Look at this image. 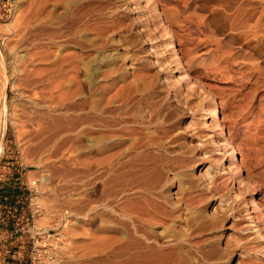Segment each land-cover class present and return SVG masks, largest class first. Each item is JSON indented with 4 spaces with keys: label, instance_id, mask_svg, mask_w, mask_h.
I'll use <instances>...</instances> for the list:
<instances>
[{
    "label": "rangeland",
    "instance_id": "obj_1",
    "mask_svg": "<svg viewBox=\"0 0 264 264\" xmlns=\"http://www.w3.org/2000/svg\"><path fill=\"white\" fill-rule=\"evenodd\" d=\"M52 1L54 0H0V84L3 85L0 88V179L17 175L24 182L19 188L18 205L22 214V239L26 243H19L23 249L11 260L28 264L33 243H45L46 246L48 243H56L57 248L66 243L57 264H90L89 260H94L93 264H132L129 259L117 256L121 252L120 248H124L115 240L119 237L116 233L118 218L112 210L121 201L119 195L114 194L115 191L110 192V177L107 173L100 176L101 171L95 167L92 155H89L88 160L91 172L86 177L82 173L81 151L78 150V157H74L70 148L71 136L68 127L72 97L69 92L78 90L80 99L87 102L89 85L84 82L83 71L76 66L75 57L73 61L63 57L59 60L62 62L60 78L63 85L60 83L61 87H56L59 70L54 62L53 47L50 48L55 35L50 32H56L55 28H60L66 21L67 10L63 9L61 3L60 7L56 4L53 7ZM153 1L113 0L109 4L93 3L87 9L94 8L96 11L100 8L102 17L112 16H106L102 21L90 22L95 28V36L106 40L110 37L104 46V52L114 54V60H119L115 67L128 75V84L131 81H148L153 90L156 93L158 91L157 98L161 102L159 112H162L159 113V119L164 120L160 129L171 123L177 129H173L170 134L179 131L177 136L181 138L174 141L176 143L168 144L173 149H167L165 156L169 163L162 164L160 172L163 178L167 175L164 179L167 182L161 188L156 185L155 195L164 189L160 195L173 204L176 203L175 191H178L182 175L189 177L192 187L195 185L194 188L198 189L202 184L208 185L209 180L206 179L204 171L209 166L208 171L216 176L232 170L234 165H229V161L223 159L221 165L218 163L219 152L211 155L210 165L201 159L206 156L202 155L201 149L209 146V138L216 140V134L220 133L219 127L212 126L210 121L213 108L216 111V122L223 129L222 135L234 153L233 160L238 165L241 164V172L237 176L242 180V185L236 181H228L225 187L218 188L217 193L221 195L215 194L200 205L199 211L202 214L204 211L206 218L223 216L224 220L221 224H224L225 234L215 240V251L217 250L216 253L222 260L218 261L221 258L217 257L213 264L245 263V253H241L237 245L239 240L242 243L248 242L247 248H252V252H259H253L260 259L252 260L251 264H264V0ZM149 3L154 5L155 11ZM166 31L171 36L165 35ZM129 35L134 38V42ZM168 37H172V48L176 52L177 61L169 53ZM66 51L73 55L77 52L71 47ZM136 61L143 62L148 69L132 72L130 67ZM173 62H178L179 67L173 66ZM72 63L78 68L72 69ZM170 66L173 71H170ZM101 67V74L104 76L110 66ZM73 74L75 79L77 77L78 84L66 81ZM177 78L180 79L179 83H175ZM132 88L131 85L123 87V91L135 92ZM60 89L62 96L59 94ZM186 106L193 111L189 112ZM167 111L174 113L168 121L164 119ZM190 126L193 127L190 129ZM186 145L190 147H184ZM179 153L187 155L186 161L184 155L180 156ZM188 153H191L192 158ZM187 158L192 159L194 164L190 160L187 162ZM220 166L225 169L224 172L220 170ZM185 168L187 170H183ZM245 185H250L252 189L247 194L243 192ZM108 187H111L110 190ZM195 189L194 191L197 190ZM167 191L169 192L164 194ZM235 192L244 194L242 197L248 200V212L242 208L241 197L234 196ZM29 193L35 198L33 204L28 206ZM251 194L257 204V209L254 210L249 204ZM222 201L224 202L221 203ZM195 204L196 202L192 205ZM181 205L170 207L172 211L178 210L177 213L173 211L174 216H182L191 210V206L184 208ZM247 215L255 219L254 223H251ZM88 219L91 220V227L87 226ZM103 226L107 230L101 231ZM89 228L94 236L107 237L106 245L100 248L107 255L105 259L101 253L88 255L86 233ZM156 230L159 231L160 228Z\"/></svg>",
    "mask_w": 264,
    "mask_h": 264
},
{
    "label": "bare ground",
    "instance_id": "obj_2",
    "mask_svg": "<svg viewBox=\"0 0 264 264\" xmlns=\"http://www.w3.org/2000/svg\"><path fill=\"white\" fill-rule=\"evenodd\" d=\"M112 1L113 0H54L52 1L53 3H51L53 7L55 4L58 6L61 3L63 5V9L66 8L67 10L66 21L62 24L60 28L59 27L55 28L56 32H50V34L52 33L55 35V38L54 36H52L54 40L52 41V44H50L52 45L50 46V48L53 47L52 48L54 50L53 56L55 59L54 62L57 66V69L59 70V74L56 80V84H57L56 87L59 88L61 84L63 85L62 83L63 80H61L60 78L62 74L60 73L62 72L61 71L62 64L60 65V63L62 62L59 61L63 57H67L68 59L70 58L71 60L72 59L74 60V57H75V60H74L75 64L79 68L74 66L73 64L74 62L72 63L73 65H71V67L72 69L76 67L79 70L83 71L84 82L89 85V88H88L89 89L88 91L89 99L87 102L82 98L80 99L79 97L80 92L78 90L75 89L69 92V95L72 97V99H70L71 107L69 109L71 113H69L70 115L68 114L69 120H70V124L68 128H69V133L71 136L70 148L73 151L72 153H74L73 156L78 157L77 153L81 151L82 157H83L82 158L83 160L82 161V167H83L82 173H84V175L87 177L88 175H90L89 173L91 172L90 171L91 167L89 166V161H88L90 158L89 155L90 156L92 155L95 167L99 169L98 171H101L99 172L100 176L101 175L103 176L104 174L107 173L108 176L110 177L109 183H111L110 185H112L111 186L112 189L110 190L111 187L110 188L108 187L109 188L108 190H110V192L112 191L111 193H114L115 191L114 194L119 195L118 197L120 198L121 202L119 203L117 202L115 208H113L114 210H112V212H114L117 215L116 217L118 218V220H116L118 222L116 233L119 235V237H117L115 240L120 244L122 249L124 248L123 250H121L120 248L121 252L117 254L118 257L123 256L129 259V262L131 261L132 264H213V261L215 262V260H217V257H219V255L216 253L217 250L215 251L216 249L215 240H216V237H222V234L224 233V230H223L224 224H221V221H223L222 223H224V220H222L223 216L221 217L219 215L221 213L218 214L220 218L217 216L214 217V219L208 218V217L206 218L203 215L205 214L204 211H203V214L201 211H199L201 208L200 205L202 201L207 202L212 197H214L215 194L216 195L220 194V193H217L218 188L220 186L225 187L226 186L225 184H227L228 181H230V183H233V181L234 182L236 181L238 184L240 183V185H242V180L240 179V177L237 176V173H239L238 175H240L241 171L239 170L241 169H239V165L241 166V164L238 165L233 160L235 157H234L232 148L229 142H227L226 138L223 137L222 135L223 129L216 122L217 121L215 117L216 111L212 108L210 112L211 113L210 121H211L212 126L219 127L218 131L220 133L219 134L215 133L216 134L215 138H217L216 140L214 139L212 140V138L211 139L209 138V143L207 144L209 146L207 147L205 145L206 147L205 148L203 147V149H201L202 155H206V156L205 157L203 156L201 159H203L204 161L208 163V165H210L209 160L211 158V155H213V153L219 152L218 154L220 155V159H218L219 160L218 163H220L221 165V162L224 159V160L229 161V165L233 164L234 167L232 168L231 171L229 172L227 171L228 173H224L222 175L219 174L216 176L215 174L213 175L211 174V172L208 171V169L210 168L209 166V168H207V170L204 171V173L207 175L206 176L207 178L205 177V174L203 173L204 177L209 180L208 185L202 184L198 189L196 188L197 190L194 188L195 185L192 187L189 177L187 176L185 177L184 176L185 174L182 175V181L179 180L180 186H178L177 184L178 191H175L176 192L175 194L176 203L170 204L168 203L166 199H163L164 197L160 194H163L162 191L164 189L161 192L158 191V194L156 193L155 195L154 191H156V185L157 186L159 185L158 187L161 188L163 186V183L165 184L167 182L164 180L166 179L167 175L165 176V178H163L160 176V172H161V168H163L162 164L169 163V161L166 162L167 158L165 156L168 153L167 149L170 147L168 146V144H172L174 141H176L178 138H181V137L177 136L179 134V131L178 133L170 134L172 133L173 129L174 130L177 129V127L174 124L169 123V126H168V123L167 124L165 123L168 127L165 125V127L163 126L164 129H160V127H162L161 125L164 124V120L159 119V113L161 112V111L159 112V109H160L159 107H160L161 102L159 101L160 99L158 100L157 98L158 91L156 93L148 81L145 83H140V82L137 83L136 81H131V83L128 84L126 82V76L128 75L125 72H122L123 71L122 69H121L122 71H120V69L118 70L116 69L117 67H115L117 63L116 61L118 59L115 61L114 60L115 57L113 56L114 54L112 55V53H109V52L105 53L103 50L104 46H106V44L108 43V39H110V37L107 36L108 39L106 40V38L104 39L101 37L102 38L101 39L95 36L96 34V32L94 31L95 28L91 26L90 22L93 20L102 21V19L105 18L107 15L104 14L105 16L102 17L103 14H101L102 12L99 11L100 8L99 9L95 8L96 9L95 11L94 8L90 10V9H87V7L92 5L93 3L109 4ZM149 1H153V0H147V2ZM148 5L149 6L151 5L150 6L151 9L154 8V11H155L154 5H152L151 3H149ZM152 13H153V10H152ZM155 16H158V15L156 14ZM50 17L52 18L53 16H50ZM107 17H112V16H107ZM55 30H52V31H55ZM93 31L95 32V34L93 33ZM89 33L92 35V37ZM165 35H168L167 31L165 32ZM168 36H171V35H168ZM129 38L131 39L132 42H134L133 41L134 38L131 35H129ZM171 38L168 37L167 47L169 48L168 50H169L171 57L172 58L174 57L177 61L176 52L172 48ZM113 40H111V42H113ZM68 47H71L75 51H77L75 53V55L77 56L73 55L72 53L70 54V51H66ZM45 53H46V50H45ZM91 53H94V55ZM64 62L66 61L64 60ZM173 63H174L173 66L179 67L178 62H173ZM130 64L132 65V63ZM101 66L103 67L110 66L108 69L109 71L104 72V76L101 74V69H100L102 68ZM130 68L132 72L134 71L139 72V71H144L148 69V68L146 69L145 64L141 61H136V64H134V66ZM169 69L170 71H173V68L171 66ZM76 80H77V77L75 79L74 74L69 75L66 79V81L70 82V84L71 83L78 84L79 81H76ZM179 82H180V79L177 78L175 80V83H179ZM120 84L122 86H120ZM129 85L133 87L132 89L135 92L129 91L130 93L128 92L124 93L123 87L126 88ZM185 85L190 86V84L188 83H185ZM1 86L3 85L0 84V88ZM77 88L79 87L77 86ZM172 90L174 91L173 88ZM61 92L62 90L59 92L60 96H62ZM127 93L130 95L128 96ZM124 94H126V97H124L125 96ZM205 96L204 98H206ZM84 97H86V95ZM188 106H186V108L189 109L190 107ZM144 108H146V111H144ZM169 108L170 106L168 107V109ZM190 111L191 109H189V112ZM172 113H170V111H167L165 113L164 119L168 121L170 118L173 117ZM192 127L190 126V129ZM197 141L199 140L197 139ZM177 142L179 143L180 141H177ZM184 147H187V145ZM169 149H173V148H169ZM78 150L79 152H77ZM170 152L172 153L173 151H170ZM190 154L191 153H188V155L191 157ZM180 156H177V157H180ZM185 156L187 157V155H184V157ZM169 157L171 158V155ZM186 157L184 158V160L186 159ZM173 159L174 157L171 160ZM187 159H188L187 162H189L190 159L189 158ZM75 163H76V160L74 161V164ZM176 163L178 164L177 161ZM172 164L175 165L174 163ZM188 164L189 163H187V165ZM191 164H192V161H191ZM179 165H182V164H179ZM212 165L214 166V164ZM191 167L193 166H190V168ZM175 168H177V166ZM186 168L183 170H187ZM219 168L220 170H223L221 166ZM180 169L182 170V168ZM177 170L179 171V168ZM77 172H80V171L77 170ZM217 181H219V183H216ZM173 182L174 181H172V183ZM205 182H207V180ZM245 186L246 187L244 188V191H243V188L241 190L243 192H246L247 194L248 191H251L252 189H250L251 188L250 185H245ZM193 188L196 191H194ZM116 190L118 193L116 192ZM169 191L164 192V194L168 193ZM240 192L238 193L235 192L236 194H234V196L241 197L242 202L240 203L243 204L242 208L244 207V211L246 212L247 211L246 205L248 206L247 204L248 200H245L242 197V195L244 194L240 195ZM118 197H117V200L119 199ZM250 197H251L250 199L251 201L249 202L251 206L250 208L252 210L257 209V204L253 200V195L251 194ZM195 202L196 204L192 205ZM223 202L224 201H222L221 203ZM181 204L184 206V208L191 206L190 207L191 210L188 213H184L182 216H179L176 214L175 216L177 217H175L173 214L178 210H175L174 208H172L174 209L173 211H175L173 212L170 207L171 206L177 207ZM76 206L78 205L76 204ZM224 209H227V208H224ZM221 210L219 212H221ZM230 211L232 212L231 208H230ZM225 212H228V211L225 210ZM76 214L78 215V213ZM213 215L214 214H212V216ZM249 215H247L248 219L251 220V223H254L255 219H253V217ZM91 224H92L91 220L88 219L87 226L91 227ZM159 228L160 230L157 231L156 229H159ZM255 228H257V226H255ZM104 229L107 230V228L103 226L101 231H103ZM87 231H86L87 232L86 239L88 242L87 243L88 255L93 256L94 253H96L97 255L101 253V256L105 259L107 255H105L104 254L105 252L103 253V250H101L100 248L106 245L107 241H105V238L107 237L105 236L104 238L102 236L101 237L94 236L93 235L94 233H91L92 231L89 232L90 228ZM257 235H259L258 230H257ZM241 239L243 238L241 237ZM100 241H101V244H100ZM228 244H229V240H228ZM247 244L249 243L248 242L246 243L245 241L242 243L240 240L238 241V244H237L241 253H245V256H246L245 261H244L245 263L243 264H248V263L251 264L252 260L254 261V260L260 259L259 256H256V254H258L259 252L257 253V251L256 252L253 251L254 253H256L254 254L251 250L252 248H247ZM259 249H256V250H259ZM260 251H262V249ZM219 258L221 259H219L218 261H221L222 257H219ZM262 259L264 263V255ZM89 261H91L90 264H93L94 262V260H89Z\"/></svg>",
    "mask_w": 264,
    "mask_h": 264
},
{
    "label": "crops",
    "instance_id": "obj_3",
    "mask_svg": "<svg viewBox=\"0 0 264 264\" xmlns=\"http://www.w3.org/2000/svg\"><path fill=\"white\" fill-rule=\"evenodd\" d=\"M23 184V179L17 175L0 179V264L21 263L11 259L22 251L19 243H26L22 239V214L18 205V188Z\"/></svg>",
    "mask_w": 264,
    "mask_h": 264
},
{
    "label": "built area",
    "instance_id": "obj_4",
    "mask_svg": "<svg viewBox=\"0 0 264 264\" xmlns=\"http://www.w3.org/2000/svg\"><path fill=\"white\" fill-rule=\"evenodd\" d=\"M33 198L35 197L29 193L27 197L28 206L33 204ZM28 217L30 218V213ZM65 244L62 243L57 248L56 243H48L47 246L45 243H33L30 249L28 264H57L58 258L62 255V247H65Z\"/></svg>",
    "mask_w": 264,
    "mask_h": 264
},
{
    "label": "trees",
    "instance_id": "obj_5",
    "mask_svg": "<svg viewBox=\"0 0 264 264\" xmlns=\"http://www.w3.org/2000/svg\"><path fill=\"white\" fill-rule=\"evenodd\" d=\"M19 188H20V187H19ZM19 188H18V193H20Z\"/></svg>",
    "mask_w": 264,
    "mask_h": 264
}]
</instances>
